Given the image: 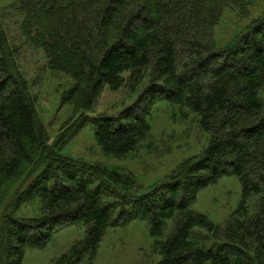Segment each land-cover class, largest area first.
Returning <instances> with one entry per match:
<instances>
[{
    "label": "trees",
    "instance_id": "1",
    "mask_svg": "<svg viewBox=\"0 0 264 264\" xmlns=\"http://www.w3.org/2000/svg\"><path fill=\"white\" fill-rule=\"evenodd\" d=\"M48 1L59 5L47 9ZM257 3L19 0L10 9L22 16V37L43 50L50 72L74 81L61 106L78 122L53 143L0 16V264H24L64 224L85 236L53 264H95L107 231L137 221L149 224L159 264H264V12L222 47L215 40L226 11L249 19ZM124 88L141 93L136 103L87 116L107 89ZM160 103L188 110L208 137L201 155L162 183L144 187L67 149L92 126L102 154L125 160L148 141ZM225 177L239 182L242 198L220 226L192 207Z\"/></svg>",
    "mask_w": 264,
    "mask_h": 264
},
{
    "label": "rangeland",
    "instance_id": "2",
    "mask_svg": "<svg viewBox=\"0 0 264 264\" xmlns=\"http://www.w3.org/2000/svg\"><path fill=\"white\" fill-rule=\"evenodd\" d=\"M18 2L19 0H0V16L10 45L19 50L15 54L17 65L28 82L30 97L53 143L66 124L78 122V116L74 115L71 106H61L62 96L73 87L74 81L66 75L50 72L43 50L22 37V16L10 9ZM57 4L59 2L48 1L45 7L55 9ZM263 12L264 0H258L251 9L249 19L238 18L236 14L226 11L215 30L216 42L222 47L236 33L260 18ZM140 94L132 93L128 88L117 93L107 89L98 101L95 113L87 116L90 119L103 114L117 116L136 103ZM149 123L152 132L148 141L125 160L109 159L102 154L95 143L92 126L80 131L70 141L67 149L76 160L132 173L144 187H149L167 180L182 162L201 155L206 146L208 137L201 132L197 118L188 110L181 111L177 107L160 103L154 107ZM241 198L239 182L235 178L225 177L217 186L202 191L192 210L223 226L240 205ZM28 213L34 214L30 211ZM53 232V242L47 249L28 250L24 264H53L85 236L83 228L68 224L56 227ZM160 261V257L154 253L149 224L137 221L107 231L95 264H159Z\"/></svg>",
    "mask_w": 264,
    "mask_h": 264
}]
</instances>
